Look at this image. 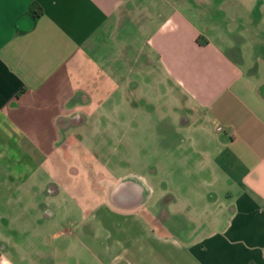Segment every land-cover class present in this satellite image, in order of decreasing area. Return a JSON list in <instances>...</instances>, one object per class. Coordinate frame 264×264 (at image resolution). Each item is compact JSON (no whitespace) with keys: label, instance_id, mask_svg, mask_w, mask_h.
I'll list each match as a JSON object with an SVG mask.
<instances>
[{"label":"crops","instance_id":"1","mask_svg":"<svg viewBox=\"0 0 264 264\" xmlns=\"http://www.w3.org/2000/svg\"><path fill=\"white\" fill-rule=\"evenodd\" d=\"M142 63L149 77L128 82L164 87L166 107L155 95L138 112L164 174L152 169L154 188L122 175L72 191L55 177L44 195L82 198L80 219L33 247L14 235L16 205L0 203V264H264V0H0V177L44 173L45 155L28 148L45 132L66 159L86 148L79 132L109 111L94 108L108 95L98 86L126 83V66ZM90 158L70 173L91 175ZM95 159L111 167L108 154ZM9 183L7 196L26 192Z\"/></svg>","mask_w":264,"mask_h":264},{"label":"rangeland","instance_id":"2","mask_svg":"<svg viewBox=\"0 0 264 264\" xmlns=\"http://www.w3.org/2000/svg\"><path fill=\"white\" fill-rule=\"evenodd\" d=\"M143 62V61H142ZM143 70V71H141ZM150 75L149 68H144L142 63V69L140 67L132 68L126 66V76L132 77V79H126V83L115 85L108 84L102 88L98 86L99 92L108 94L107 96L98 94V98L95 99V110H109L104 113L103 116L91 118L92 125L88 131L81 130L79 137L82 139L83 144L86 148L78 147L75 149H68L67 153L70 154L71 158L66 159V149H59L50 145L47 141V134L45 132L46 141L41 144L39 148H28L31 154H34L36 160L45 155L46 161L44 165V173L40 171V175H28L24 181L9 183L0 177V203L10 204V206L16 205L12 215L14 216V235L16 237H24L32 242L33 238L39 236H47V232L54 231L61 222L71 223L78 221L80 218L75 210V201L81 200L82 198L76 197L68 192L64 193L63 197H56L54 201L53 197L44 195V190L52 189L50 183L56 184L57 179L55 177H62L61 182L64 184L65 189L72 191L76 188H89L93 186L95 189L104 188L108 182H112L117 176L130 175L133 179H139L142 176L146 179L147 184L154 188V181L149 178L153 175L152 169L156 171V175L164 174L161 171V166L165 163L162 160L164 157H157V150L154 147V133L149 130V124L146 123L145 127H140L138 123L139 106L142 104H150L155 106L156 101L154 100L155 95L157 96V107L160 106V100L166 107L165 102V90L164 87H160L159 83L153 85L145 83L137 84V87L130 83L133 79L139 81V77L129 75L128 72H135L138 74ZM134 74V73H132ZM153 74V72H152ZM129 75V76H128ZM149 77V76H147ZM130 81V82H128ZM124 93L125 95V110L118 112L119 106L122 100L119 96ZM151 95V98H150ZM162 95V96H160ZM150 100V102H149ZM149 102V103H148ZM136 103V104H135ZM121 108V106H120ZM118 113L123 115L118 116ZM149 119V118H148ZM104 123L102 128L101 123ZM107 125V126H106ZM37 134V133H34ZM102 138L105 140L108 138V147L105 143H102ZM104 147L102 148V145ZM38 151H41L39 154ZM109 156L111 167L107 170L106 166L100 168L99 164H95L93 160L95 157L101 158ZM90 156L84 166L89 169L91 175H88L85 179L78 178V175L70 173V170L74 168H80L81 156ZM89 158V157H88ZM100 160V159H99ZM113 161L123 162L121 164H114ZM138 161V163H136ZM61 162V164H60ZM114 164V165H113ZM86 176V175H84ZM56 180V181H55ZM7 183L11 186L10 188H23L26 192L13 197L7 196L5 189ZM93 200H101L102 196L93 195ZM8 199L9 202H7ZM61 204L63 210L66 212L65 216L61 213H56L54 216L49 215L48 211L53 213L54 204ZM33 242L30 247H33ZM34 249V248H33Z\"/></svg>","mask_w":264,"mask_h":264},{"label":"trees","instance_id":"3","mask_svg":"<svg viewBox=\"0 0 264 264\" xmlns=\"http://www.w3.org/2000/svg\"><path fill=\"white\" fill-rule=\"evenodd\" d=\"M28 11H29V13L32 15V16H34V17H36V16H38L39 15V9H36L35 8V5H34V3H31L30 5H29V9H28Z\"/></svg>","mask_w":264,"mask_h":264}]
</instances>
